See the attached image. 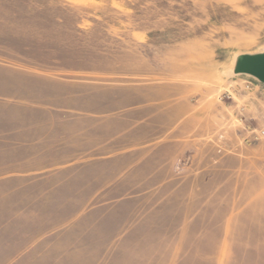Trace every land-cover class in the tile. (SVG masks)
Returning <instances> with one entry per match:
<instances>
[{
  "label": "rangeland",
  "instance_id": "1",
  "mask_svg": "<svg viewBox=\"0 0 264 264\" xmlns=\"http://www.w3.org/2000/svg\"><path fill=\"white\" fill-rule=\"evenodd\" d=\"M257 53L264 0H0V126L58 167L0 184V264H264Z\"/></svg>",
  "mask_w": 264,
  "mask_h": 264
},
{
  "label": "crops",
  "instance_id": "2",
  "mask_svg": "<svg viewBox=\"0 0 264 264\" xmlns=\"http://www.w3.org/2000/svg\"><path fill=\"white\" fill-rule=\"evenodd\" d=\"M0 106L2 105L0 104ZM8 129L9 128L0 126V184L9 183L10 181L13 180H26L27 183L24 186H20V187L14 186V187H10V189L8 188V192L11 193L15 191H20L25 186L32 184L33 180H35V178L37 177H40L41 179L51 178L52 174L50 172H52L53 170H57L58 167L57 166L52 168L45 167L39 169L41 163L37 162L36 160L40 158V156L32 153L29 154L28 156H25V153H23L24 151L25 152L27 151L25 148L31 144L15 143L12 140H9L10 135L8 133ZM32 146L35 147L36 145H32ZM245 163L247 164V166H245L246 168L244 169L245 171H247L246 173L248 178L256 177L258 179L264 180L263 168L259 170L253 169L256 167L252 166L253 162H251V160H246ZM255 197L256 199L255 198L254 199L256 200V202L253 203L255 204L257 203L258 209L262 211V214L259 215L258 220L260 219L263 222L264 221V189L258 191ZM8 224L9 222L5 221L0 225V227H6L8 226ZM32 248L33 246L21 250L19 251V253L14 254L11 258L19 259L28 252H30Z\"/></svg>",
  "mask_w": 264,
  "mask_h": 264
},
{
  "label": "water",
  "instance_id": "3",
  "mask_svg": "<svg viewBox=\"0 0 264 264\" xmlns=\"http://www.w3.org/2000/svg\"><path fill=\"white\" fill-rule=\"evenodd\" d=\"M236 72L252 76L264 84V53L238 57Z\"/></svg>",
  "mask_w": 264,
  "mask_h": 264
},
{
  "label": "bare ground",
  "instance_id": "4",
  "mask_svg": "<svg viewBox=\"0 0 264 264\" xmlns=\"http://www.w3.org/2000/svg\"><path fill=\"white\" fill-rule=\"evenodd\" d=\"M257 54H262V53H257ZM253 55H256V54H253ZM237 60L238 59H235L234 65H236Z\"/></svg>",
  "mask_w": 264,
  "mask_h": 264
}]
</instances>
